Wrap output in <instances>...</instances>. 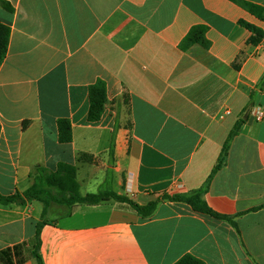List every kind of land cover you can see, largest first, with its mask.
Wrapping results in <instances>:
<instances>
[{"label": "crops", "instance_id": "0c3cea01", "mask_svg": "<svg viewBox=\"0 0 264 264\" xmlns=\"http://www.w3.org/2000/svg\"><path fill=\"white\" fill-rule=\"evenodd\" d=\"M10 41L0 67V194L22 195L38 168L77 169L83 195L110 189L139 205L204 188L241 120L221 169L202 198L231 221L162 199L143 218L115 200L70 208L0 204V264H264V21L234 0H4ZM264 8V0H241ZM241 22L262 30L252 33ZM205 27L208 46L182 49ZM108 104L88 120L89 90ZM68 119L72 141L57 122ZM113 149V157L110 150ZM80 220V222H76ZM8 250L10 255L1 253ZM9 260V262H8Z\"/></svg>", "mask_w": 264, "mask_h": 264}, {"label": "trees", "instance_id": "16d2710c", "mask_svg": "<svg viewBox=\"0 0 264 264\" xmlns=\"http://www.w3.org/2000/svg\"><path fill=\"white\" fill-rule=\"evenodd\" d=\"M235 2L242 5L246 10L257 16L259 19L264 21V8L257 6L252 3L244 2L241 0H234ZM0 5L7 10H12L11 6L4 0H0ZM246 27L252 36L249 40L250 43L258 44L263 39L262 30L252 26L250 24L241 22ZM205 27L196 26L190 30L187 36L181 43L182 49H188L194 44H201L204 47L208 46V42L205 39ZM10 41V28L0 22V67L6 58L8 46ZM264 86V78L262 81ZM90 108L88 113V120L90 122H97L101 119L102 114L108 104L106 85L103 81L99 80L90 87L89 90ZM241 120L229 134L221 155L220 159L213 169L210 177L208 178L205 186L201 190L191 191L186 194H179L174 196L164 195L162 199L183 202L188 204L195 212L212 216L216 219L231 221V218L218 214L213 211L206 201L202 198V191L207 188L208 184L212 180L213 176L221 169L225 163L228 155L229 146L233 138L236 136ZM58 125V136L61 143H69L72 141V126L68 119H60L57 122ZM110 156L113 157V149L110 150ZM32 185L22 194L3 196L0 194V204H23L26 200L28 201H39L44 205L42 217L47 215V211L51 206H61L70 208L76 204H87L94 205L109 199L115 200L118 204L125 206L129 210L137 213L143 218L151 217L157 209L158 204L162 199L152 201L147 205H139L129 199L127 196L117 195L110 189V171L107 172L105 182L100 186L97 193H89L83 195L80 191V183L77 180V169L75 166L70 164L61 163L56 170H49L47 168H38L32 176ZM45 221L39 222L36 226V238L33 250V256L36 258L38 264H44L43 258L40 253V231ZM2 255H10L9 251H3ZM9 262V260H8ZM175 264H205L202 260L197 257L187 254L183 256Z\"/></svg>", "mask_w": 264, "mask_h": 264}, {"label": "rangeland", "instance_id": "374dc122", "mask_svg": "<svg viewBox=\"0 0 264 264\" xmlns=\"http://www.w3.org/2000/svg\"><path fill=\"white\" fill-rule=\"evenodd\" d=\"M44 219L47 220V221H50V222L56 221V222H60V223H63V224L67 222L66 218L60 217V216H56V215H52V214L46 215ZM76 222L79 223L80 220H77Z\"/></svg>", "mask_w": 264, "mask_h": 264}, {"label": "built area", "instance_id": "2783aa9c", "mask_svg": "<svg viewBox=\"0 0 264 264\" xmlns=\"http://www.w3.org/2000/svg\"><path fill=\"white\" fill-rule=\"evenodd\" d=\"M254 115L257 120H261L264 117V108L262 106H256L254 108Z\"/></svg>", "mask_w": 264, "mask_h": 264}]
</instances>
